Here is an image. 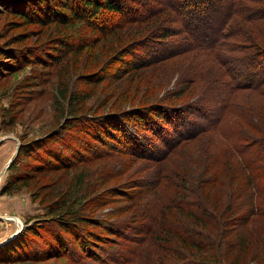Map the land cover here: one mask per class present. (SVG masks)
Returning <instances> with one entry per match:
<instances>
[{
  "label": "trees",
  "instance_id": "1",
  "mask_svg": "<svg viewBox=\"0 0 264 264\" xmlns=\"http://www.w3.org/2000/svg\"><path fill=\"white\" fill-rule=\"evenodd\" d=\"M37 1L44 13L37 14V18L46 16L47 21L55 20L64 26L80 25L104 39L119 31L130 34L132 28L139 26V30L136 29L138 32L145 31L142 37L130 43V48L133 47L129 53L131 58L121 60L125 62L123 65H110L111 69L103 75L100 74L106 70L88 76L86 80L92 84L106 77L122 76L133 67L152 66L155 61L179 52H194L213 58L220 70L209 79L197 98L189 101H141L134 107L98 114H84L76 108H70L72 111L64 118H67L66 122L59 128L47 132L32 144L20 143L7 169L20 176V156H30L35 160V153L43 154L41 150L47 144L62 142L61 134L74 124L78 126L84 123L82 143L69 145L74 147L73 150H67L70 156L51 159L46 155L49 167L68 166L77 161L75 155L80 154L81 157L85 152L93 153L85 148L84 143L88 140L103 149L115 145L114 141H117L125 152L134 157L156 161L173 153L177 145L187 139L207 133V130L216 132L230 145L222 169L217 167L213 171L203 151V156L195 162L199 172L195 173V177L189 173L190 166L179 163L171 168H158L157 172L161 169L172 172L151 173V178L136 181L130 193H123L131 202L139 201L134 206L132 218L141 225L138 230L134 229L123 249L130 257L142 254L141 243L164 250V255L157 254L156 258L144 264H229L225 257L237 245V240H240L239 247L245 250L247 243L250 244L251 219L255 216L264 218V105L260 110L256 107L252 110L251 105L239 99L240 92L248 90L264 100V0H158L159 8L138 0ZM13 10L20 12L17 15L26 17V20L32 17L22 9ZM52 12L56 14L50 15ZM174 37L178 39H168ZM84 44L85 41L77 35L70 34L69 41H56L55 52L42 53L41 61L56 60L61 52H73ZM134 50L140 51L134 53ZM126 59L134 60L135 64H127ZM193 77L187 79L192 80ZM72 98V94L68 95L69 100ZM235 116L243 120L244 125L234 126L225 120V117ZM199 117L204 121H201V125ZM108 121L116 128L110 129L106 123ZM103 127L105 131L100 133ZM86 131L88 134L84 135ZM41 158L46 159L45 155ZM42 161L38 159L33 164L35 167L39 164L43 166L40 163ZM35 172L33 168L25 171L27 175ZM233 173L246 174L244 181L235 188H232L235 182ZM163 177L169 178L170 192L164 191L157 198L144 200V190L155 188ZM16 184L14 181L12 186ZM216 184L220 185L215 190L217 196L221 195L220 199L224 198L226 202L218 211L212 205L216 199L210 198L209 192L210 187L214 189ZM71 213L69 218H58L52 224L57 228L54 227L55 231L59 230L57 238L58 243L61 240L62 247L53 243L46 254L39 253L34 258L50 253L52 256L74 258L75 250L80 257L83 254L90 255L97 247V241L94 240H107L106 236L97 237V233L88 229L93 226H102L107 233L125 236L121 232V223L125 224L123 222H105L104 219L90 217L80 211ZM29 228H21L13 239L22 245L18 234L26 237ZM75 240L77 246L73 243ZM15 248L14 245L12 249ZM186 249L187 252L184 251ZM260 250L264 256V250ZM10 252L14 254V251ZM126 258L120 252L109 254L108 257L115 264H123ZM95 260L101 263L102 256L95 257Z\"/></svg>",
  "mask_w": 264,
  "mask_h": 264
},
{
  "label": "rangeland",
  "instance_id": "2",
  "mask_svg": "<svg viewBox=\"0 0 264 264\" xmlns=\"http://www.w3.org/2000/svg\"><path fill=\"white\" fill-rule=\"evenodd\" d=\"M138 1L151 3L154 8L161 7L158 0ZM38 4L37 0H0V170L3 169L0 171V264H115L108 259L109 254L114 252L128 257L123 264L150 262L157 254L164 255V250L141 243L142 254L130 257L123 249L134 229L138 230L141 226L132 218L134 206L139 201L131 202L123 193H130L136 181L148 180L151 178L150 174L161 167L187 164L191 168L189 173L195 177V173H199L195 162L203 156V151L213 171L217 167L222 169L230 145L216 132L207 130V133L187 139L178 144L173 153L156 161L134 157L125 152L117 141H114L115 145L103 149L88 140L84 143L85 148L93 153L85 152L81 157L80 154L75 155L77 161L68 166L49 167L46 155L51 159L70 156L67 150H73L74 147L69 145L82 143L84 123H81L65 130L61 134L62 142L47 144L41 150L43 154L35 153V160L30 156H20V176L11 173L12 170L7 169L8 165L3 168L5 160L15 155L14 150L20 143L32 144L47 132L63 125L67 120L64 119L65 116L72 108L84 114H98L134 107L141 101H189L197 98L220 67L213 58L194 52H179L155 61L152 66L137 69L133 67L122 76L106 77L92 84L86 78L102 70L106 71L100 75L105 74L112 64H125L121 60L131 58L129 53L133 47L130 48V43L144 35L145 31L138 32L139 26L136 28L138 30L132 28L130 34L119 31L104 39L80 25L64 26L55 20L47 21L46 16L37 18V14L44 15ZM16 8L32 16L31 19L26 20L22 15L21 18L17 15L20 12L13 10ZM52 14L56 13L52 12L50 15ZM157 21L161 22L160 19ZM70 34L77 35L86 45L73 52H61L56 60L42 63L43 58L40 56L55 52L56 41H69ZM139 51L134 50V53ZM126 61L127 64H135L134 60ZM192 75L193 79L188 80ZM240 93L239 99L248 106L251 105L252 110L255 107L260 110L264 105L260 95L248 90ZM70 94L73 95L71 100L68 99ZM67 100L70 103L67 104ZM226 117L225 120L232 122L234 126L244 125V121L236 116ZM200 119L199 125L202 124V118ZM10 120L13 122L10 123ZM106 123L110 129L116 128L113 123ZM102 131L104 133V127L100 133ZM86 133L87 131L84 135ZM42 155L46 159L41 158ZM38 159L43 160L40 162L43 166H34L33 163H37ZM32 168L36 172L27 175L25 171ZM171 172L161 169L157 173ZM245 176V173H233L235 182L232 188L242 183ZM11 179H17L14 180L17 182L16 186H12L14 181ZM218 187L220 185L216 184L209 191L210 198L216 199L215 204L214 201L212 203L216 211L226 204L225 199L221 200V195L217 196L215 192ZM164 191L170 192L167 177L161 178L155 188L144 190V200L157 198ZM75 211L104 219L105 222H123L125 224L121 223V232L125 236L107 233L102 226H93L88 229L97 233V237L106 236L107 240H94L97 241V247H94L90 255L83 254L80 257L75 250L74 258L52 256V253L34 258L39 253L46 254L53 243L62 247L61 240L58 243L57 238L59 230L55 231L52 224L58 218H69L73 214L71 212ZM251 221L248 236L250 244L247 243L245 250L239 247L240 240H237V245L225 257L229 264H264L263 253L260 254V249L264 250V218L255 216ZM27 227L30 228L25 233L28 234L26 237L18 234L23 243L21 245L13 239V235ZM64 236L70 238L67 234ZM73 243L77 246L76 240ZM14 245L16 248L12 249ZM11 250L14 254H10ZM184 251L187 252V249ZM97 256H102L101 263L95 260Z\"/></svg>",
  "mask_w": 264,
  "mask_h": 264
},
{
  "label": "crops",
  "instance_id": "3",
  "mask_svg": "<svg viewBox=\"0 0 264 264\" xmlns=\"http://www.w3.org/2000/svg\"><path fill=\"white\" fill-rule=\"evenodd\" d=\"M14 151H15V150H14ZM8 159H10V157H9ZM5 162H6L5 164H4V162H3V164H4L3 168L6 167L8 160H7V161L5 160ZM2 170H3V169H2ZM2 170H0V171H2ZM16 219H17V218H16ZM16 219H15V220H16ZM10 220H13V221H14V219H12V218H11ZM16 221H17V220H16Z\"/></svg>",
  "mask_w": 264,
  "mask_h": 264
},
{
  "label": "water",
  "instance_id": "4",
  "mask_svg": "<svg viewBox=\"0 0 264 264\" xmlns=\"http://www.w3.org/2000/svg\"><path fill=\"white\" fill-rule=\"evenodd\" d=\"M18 147V146H17ZM17 147H16V149H17ZM16 149H15V151H16ZM14 156V155H13ZM13 156L12 157H10V159L8 160V162H7V165L10 163V161L12 160V158H13ZM6 165V166H7Z\"/></svg>",
  "mask_w": 264,
  "mask_h": 264
},
{
  "label": "bare ground",
  "instance_id": "5",
  "mask_svg": "<svg viewBox=\"0 0 264 264\" xmlns=\"http://www.w3.org/2000/svg\"><path fill=\"white\" fill-rule=\"evenodd\" d=\"M14 236V235H13Z\"/></svg>",
  "mask_w": 264,
  "mask_h": 264
}]
</instances>
